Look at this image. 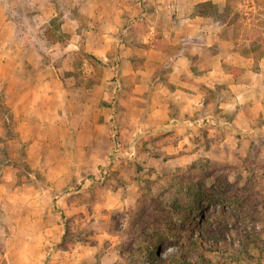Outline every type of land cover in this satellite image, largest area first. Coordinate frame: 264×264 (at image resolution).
Returning a JSON list of instances; mask_svg holds the SVG:
<instances>
[{"label": "rangeland", "instance_id": "obj_1", "mask_svg": "<svg viewBox=\"0 0 264 264\" xmlns=\"http://www.w3.org/2000/svg\"><path fill=\"white\" fill-rule=\"evenodd\" d=\"M54 1L44 27L29 0H0L20 33L0 48L50 64L54 79L18 112L0 85V264H179L175 252L220 264L226 249L233 264H264V0H163L224 26L190 60L149 53L143 27L126 51L139 6L105 50L88 16ZM205 226L225 242L200 238Z\"/></svg>", "mask_w": 264, "mask_h": 264}, {"label": "crops", "instance_id": "obj_2", "mask_svg": "<svg viewBox=\"0 0 264 264\" xmlns=\"http://www.w3.org/2000/svg\"><path fill=\"white\" fill-rule=\"evenodd\" d=\"M29 2L35 11L31 15L33 20L38 22L39 26L44 25L45 27L56 12L55 1L29 0ZM133 2V4H124L121 0H71L72 6H77L84 15L88 16V27L85 30L87 37L106 40L104 42L106 44L105 50L109 49L112 38L111 34L114 32V28L118 27V23L121 22L122 14L133 12L139 7L141 10L140 19L133 22L130 26L127 42L122 45L126 48V51H134L137 46L134 45L137 43L134 39L136 41L138 39L134 38V32L138 31L140 33L138 29L141 27H143L140 33L142 35V42H146L149 53L158 55L161 58L166 57V54L173 51L178 59L182 60L184 58L185 60H190L193 54L201 52H198L197 48H207L212 46L214 41L222 40L220 35L224 30L223 24H219V21L212 22L206 15L181 13L180 8L172 1L162 3L163 0H144V3L141 2L140 5L137 2L135 3V1ZM87 5L92 6L93 10L88 11L86 8H83ZM107 8H109L110 23L104 27L103 19L107 13ZM63 17H66V20L69 22H74L75 27L77 26V19L75 17H67L66 15H63ZM0 34V37L6 39L7 42L12 36L20 38V33L16 28L15 22L9 20L6 15L0 17ZM199 37L205 38L204 42L194 40ZM5 45L6 43H3L2 49L0 48V67L3 68V73H0V85L2 84L4 87V102L10 104L14 112H18L16 108L18 107L17 104L30 101L35 103L37 98L42 99L43 95L47 97L49 92L51 93L54 84L53 71L50 64L43 63L42 65V63H39L41 59L32 60L29 58L27 64L24 65L20 61L10 62V49ZM32 48L34 49L33 46ZM18 49H12L11 54L13 58L16 56L14 52ZM41 55L39 56L41 57ZM190 55L191 58H189ZM25 65L28 72L26 76H21V66ZM10 88L13 91H10ZM9 92H12L13 95L15 94L13 102H11L12 98ZM17 96L18 100L15 102ZM32 108L30 107L26 110L27 113Z\"/></svg>", "mask_w": 264, "mask_h": 264}, {"label": "trees", "instance_id": "obj_3", "mask_svg": "<svg viewBox=\"0 0 264 264\" xmlns=\"http://www.w3.org/2000/svg\"><path fill=\"white\" fill-rule=\"evenodd\" d=\"M247 132L248 131H239V130H236V131L232 130L231 131V133L237 137H243L244 135L248 134ZM249 226H250V228H253V224H251ZM252 230H254V229H252ZM200 232L202 233L200 238H203L204 236L205 237L214 236L215 238L218 239L219 236H221V238L223 239V242H225V240H226V238L224 236H222L221 233H211L206 226ZM246 236L248 238L252 237V235L250 233H247ZM226 250H227L226 251L227 259H225V257L223 255H221L223 261L220 264H233L234 262H239L241 260V258L236 257V255H234V254L238 253V252L234 251V249L233 250L232 249H226ZM158 257L161 258L160 259L161 261H167L168 259H170L169 256L163 255V254H161V252L159 253ZM172 257L174 258L175 262H178L179 264H188V263H185L186 260L184 259V257L180 256L179 253L175 252V254H173Z\"/></svg>", "mask_w": 264, "mask_h": 264}]
</instances>
